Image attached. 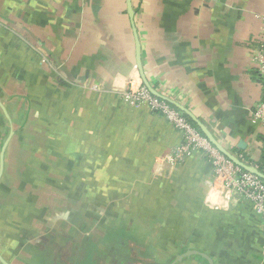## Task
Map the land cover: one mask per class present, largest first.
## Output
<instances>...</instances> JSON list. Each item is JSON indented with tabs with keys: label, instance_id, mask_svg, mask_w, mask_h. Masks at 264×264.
<instances>
[{
	"label": "crops",
	"instance_id": "obj_1",
	"mask_svg": "<svg viewBox=\"0 0 264 264\" xmlns=\"http://www.w3.org/2000/svg\"><path fill=\"white\" fill-rule=\"evenodd\" d=\"M131 4L133 15L128 0H0V44L7 51L17 44L29 49L28 59L39 61L47 77L39 88L42 107L50 109L53 89L54 115L65 110L46 134L55 146L42 148L48 171L71 174V186L55 177V190L87 182L86 188L103 190V204L115 206L102 216L103 239L95 240L96 229L87 223L100 216L93 207L90 213L72 207L50 213L38 207L37 197H14L7 181L10 190L0 193V264H152L148 257L160 253H166L160 264H169L190 249L206 252L214 264H264V222L252 203L208 207L214 171L200 151L168 171L169 178L154 177L156 159L180 144L182 133L149 107L123 102L112 91L131 77L143 79L134 68L139 42L151 86L190 110L229 152L258 164L264 159V124L252 116L263 76L253 57L264 0ZM29 165L23 162V170L31 172L35 166ZM76 194L66 196L69 206L96 204ZM147 203L153 209L137 211L133 227L121 224L133 212L130 206ZM159 204L164 207L154 209ZM31 218L41 227L31 228ZM176 264L209 263L191 255Z\"/></svg>",
	"mask_w": 264,
	"mask_h": 264
},
{
	"label": "rangeland",
	"instance_id": "obj_2",
	"mask_svg": "<svg viewBox=\"0 0 264 264\" xmlns=\"http://www.w3.org/2000/svg\"><path fill=\"white\" fill-rule=\"evenodd\" d=\"M27 51H29V49L25 48L21 44H17L13 46L12 50L10 51H7L6 43L0 44V101L2 105L5 107L9 116V118L6 116L4 109L0 104V138L2 137V139H0V153L4 144L5 143L7 144L5 149V156H4V166H5V162H7L6 165L7 168L6 170L4 168V171L0 177V180L3 179L2 181H0V193L2 194L7 193L10 190V189L8 190V188L11 186V184L10 186H7L5 184L7 183V181H10L12 183V187H14V191H13L15 193L14 197L22 198V199L30 197L31 202L33 201L34 197H37L38 202L36 201V204L38 205V207L47 206L46 210L50 213L51 212L56 213L57 210H60L61 208L67 210L69 209V207H72L73 211L75 212L78 211V208L80 212H87L85 210L86 208H88L89 211L93 207V212L100 214V216L92 217L91 221L87 220L88 221L87 223L90 225L89 228L92 227V229L90 230L94 232V228L96 229V233L94 232L96 234V236H94V238L96 237L95 240L103 239L102 228L106 227L105 226L106 221L102 220L103 218L102 216L109 213V210L111 212H114L113 208L115 207L114 204L111 205L103 204V201L104 200L106 201V199L103 198L104 197L103 190L99 188L97 189L86 188L87 182L84 183L76 182V184L73 183L75 187L73 185V187L70 189L71 192L75 194V191L77 190V194H76L77 197L78 196L80 197V195H82L85 196L84 198L87 197L88 199L95 202L96 204H93L91 207L90 205L77 206L74 204H71V206H69L68 203H66L65 201L67 199L66 196L70 195V190H67L69 188L62 189L61 192L58 191L57 189L55 190L54 187L55 177L58 178L59 181L65 178L64 179V181L66 182L65 184L71 186L70 179H67V177H70L71 174L54 173L48 171V166L46 164V160H48V158L45 157V153L42 148L44 147L48 148L49 143L51 145H54L52 144L53 141L46 140V134H49L53 131V128H51L52 127L51 122H53L54 120L53 117L54 116L62 117L63 111L65 110H60L59 113L54 115L55 113L54 102L56 101L53 98V92H54L53 89L49 90L50 97L47 100L50 102V103L47 102V107L49 106V104H51L50 109L46 108L47 110H45L42 107L44 99L42 97H39L40 91L42 92V90H39V88L41 84H43L42 81L44 82L45 78L47 77H44L45 74L41 73L39 67L41 63L39 61H31L30 59H28ZM48 74L50 73L48 72ZM22 92H24L23 95L21 94ZM8 96H11L9 100L7 99ZM39 98H41L40 100L43 99L42 102L39 101ZM39 102L41 104H39ZM66 110L67 113L70 114L71 111L70 105L68 108H66ZM40 116L41 118H44V120L39 119ZM3 129L9 131L6 132V134H3V136H1ZM11 131H13V133L10 136ZM24 134H26L25 135L26 137H24ZM22 149L23 150L26 149L27 151H24L23 153ZM52 149H54V147ZM22 154H25L24 157ZM23 162L30 163L28 167L31 166H35V167L31 172H27L26 170H23L22 167ZM50 163L53 164V160ZM152 173L153 176L156 177L157 179L163 180L169 178L172 172H164L162 174H157L155 171H152ZM78 176H81V174H78ZM87 176H90V174L83 175V177H87ZM27 181L31 182L32 184H34L35 182L37 183L35 186L32 187V189L29 188H27V190L20 189L19 186L23 185ZM111 192L114 191L111 190ZM163 207L164 206L159 204L156 205L154 209L163 208ZM106 209H108V211ZM127 209H129V207H127ZM130 209H133V212L131 214H127V218H128L127 222L121 223L122 225H125L127 228H130L131 226L133 227V221H137L136 220L137 211L151 212L153 206L150 207L149 203H147L146 206L144 205L130 206ZM83 214L86 216V213ZM152 214H155V212L154 213L152 212ZM109 218L113 219L112 217L108 216V219ZM30 221H31L30 224L31 228L35 229L36 227L37 228L41 227L42 223L35 222L33 218H31ZM55 222L58 223L59 220H56ZM112 222H110L108 225H111ZM146 223L150 224L153 222L149 221ZM155 223L156 222H154L153 224L155 225ZM15 225L20 227L21 229L22 226L28 228L29 224L26 221L22 224L21 220H15ZM116 228H118V226ZM79 239L81 240L82 237H79ZM161 239L162 238H159L157 241L159 242V240ZM164 239H166V236L164 237ZM113 255L116 257L117 253L114 252ZM108 256L111 257L112 255H108ZM165 256L166 253H160L157 255L152 254V257L151 258L148 257L149 258L148 260L150 261L151 259L150 262L151 263L153 262L152 264H157V263L160 264L161 260Z\"/></svg>",
	"mask_w": 264,
	"mask_h": 264
},
{
	"label": "built area",
	"instance_id": "obj_3",
	"mask_svg": "<svg viewBox=\"0 0 264 264\" xmlns=\"http://www.w3.org/2000/svg\"><path fill=\"white\" fill-rule=\"evenodd\" d=\"M261 19V34L253 59L263 76L262 98L254 108L252 120L255 123L264 124V15L261 16ZM134 68L137 72L139 71L137 64ZM112 91L123 102L149 107L182 133L183 141L156 159L154 170L157 174L174 169L176 165L184 161L189 153L200 151L212 164L214 171L212 180L208 182L209 189L206 195L208 207L227 209L245 199L252 203L254 210L264 222L263 178L235 164L211 143L182 110L168 100L152 93L143 79L131 77L127 80L125 87L116 86L112 88ZM252 165L258 168V164ZM262 171L264 172V168Z\"/></svg>",
	"mask_w": 264,
	"mask_h": 264
},
{
	"label": "water",
	"instance_id": "obj_4",
	"mask_svg": "<svg viewBox=\"0 0 264 264\" xmlns=\"http://www.w3.org/2000/svg\"><path fill=\"white\" fill-rule=\"evenodd\" d=\"M128 6H129L130 14L133 15L131 0H128ZM138 67H139L140 74L143 78L144 83L149 87V89L152 91V93L168 100L169 102H171L172 104L176 105L178 108L183 110L191 118H193L198 123V125L200 126L202 132L211 141V143L214 144L221 152H223L225 155H227L235 164L241 166L242 168H244L250 172L257 174L258 176H260L261 178L264 179V172L263 171H261L259 168H257L256 166H254L250 163L244 162L243 160L238 158L235 154L229 152L226 148H224V146L213 136V134L205 127V125L190 110H188L187 108H185L184 106H182L181 104L176 102L175 100L169 98L168 96L161 94L159 91H157L154 87L151 86V84L148 82V80L144 74L143 68H142V64H141V60H140L139 42H138ZM0 104L3 107L6 116L9 118L8 113L5 109V107L2 105L1 101H0ZM12 133H13V131H11L10 136L12 135ZM6 145L7 144L5 143L2 150H1V153H0V177L4 171V156H5ZM191 255H200L203 258H205L209 264H214V261L209 254H207L206 252L200 251V250H196V249H190V250H187V251L179 254L169 264H176L177 262L181 261L183 258L191 256ZM3 262L5 264H7V262L5 260H3Z\"/></svg>",
	"mask_w": 264,
	"mask_h": 264
},
{
	"label": "trees",
	"instance_id": "obj_5",
	"mask_svg": "<svg viewBox=\"0 0 264 264\" xmlns=\"http://www.w3.org/2000/svg\"><path fill=\"white\" fill-rule=\"evenodd\" d=\"M187 115V114H186ZM188 116V115H187ZM189 117V116H188ZM189 119H190V121L193 123V124H195L197 127H199L196 123H195V121L191 118V117H189ZM9 130H2V135L1 136H3V134H6V132H8ZM0 139H2V137L0 138ZM243 161H245V162H247V160L246 159H244L243 158ZM247 163H249V162H247ZM6 165H7V162H5V166H4V168H5V170H6ZM258 168L262 171L263 170V168H264V159L262 160V161H260L259 163H258ZM6 174V173H5ZM3 179H1L0 181H2Z\"/></svg>",
	"mask_w": 264,
	"mask_h": 264
}]
</instances>
